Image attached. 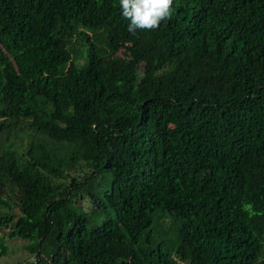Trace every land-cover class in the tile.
<instances>
[{
  "label": "trees",
  "instance_id": "obj_1",
  "mask_svg": "<svg viewBox=\"0 0 264 264\" xmlns=\"http://www.w3.org/2000/svg\"><path fill=\"white\" fill-rule=\"evenodd\" d=\"M173 9L133 36L119 0H0V232L32 264H264V0Z\"/></svg>",
  "mask_w": 264,
  "mask_h": 264
},
{
  "label": "clouds",
  "instance_id": "obj_2",
  "mask_svg": "<svg viewBox=\"0 0 264 264\" xmlns=\"http://www.w3.org/2000/svg\"><path fill=\"white\" fill-rule=\"evenodd\" d=\"M174 0H119L121 17L128 21L127 31L135 36L138 31L149 32L173 16Z\"/></svg>",
  "mask_w": 264,
  "mask_h": 264
},
{
  "label": "rangeland",
  "instance_id": "obj_3",
  "mask_svg": "<svg viewBox=\"0 0 264 264\" xmlns=\"http://www.w3.org/2000/svg\"><path fill=\"white\" fill-rule=\"evenodd\" d=\"M82 63L83 61L79 60V64ZM63 149L66 150V147L63 146ZM13 202L14 200H12V203ZM14 212L19 214L16 207H14ZM9 231L3 230L0 232V237L2 236V238H4L0 239V242L6 246L5 253L0 255V264H32L34 256L25 249L29 241L21 238H7Z\"/></svg>",
  "mask_w": 264,
  "mask_h": 264
}]
</instances>
